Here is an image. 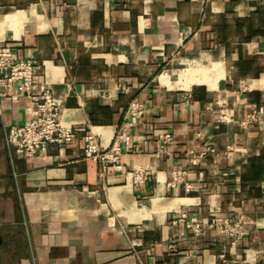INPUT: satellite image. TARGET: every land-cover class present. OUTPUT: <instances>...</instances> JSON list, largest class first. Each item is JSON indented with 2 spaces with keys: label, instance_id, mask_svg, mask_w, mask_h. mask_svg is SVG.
<instances>
[{
  "label": "crops",
  "instance_id": "crops-1",
  "mask_svg": "<svg viewBox=\"0 0 264 264\" xmlns=\"http://www.w3.org/2000/svg\"><path fill=\"white\" fill-rule=\"evenodd\" d=\"M0 43L38 67L33 95L49 87L62 123L104 147L128 103L145 105L101 178L78 139L14 158L8 128L36 103L0 98V264H264V0H0ZM180 211L244 216L246 231L196 234Z\"/></svg>",
  "mask_w": 264,
  "mask_h": 264
},
{
  "label": "built area",
  "instance_id": "built-area-1",
  "mask_svg": "<svg viewBox=\"0 0 264 264\" xmlns=\"http://www.w3.org/2000/svg\"><path fill=\"white\" fill-rule=\"evenodd\" d=\"M37 68L31 58L19 56L12 45L0 43V98L8 97L12 101H18L22 96H29L36 103L35 116L29 123L12 124L8 128L6 143L13 157L31 158L50 143L68 144L78 139L85 156L99 162L101 178L108 170L121 168L123 152L133 150L132 130L145 112L144 103L138 97L128 103L127 111L130 118L115 133L111 144L104 147L98 138L88 132L84 126L62 123L60 106L49 87H46L40 95H33ZM227 113V110H223L218 121H224ZM249 120L255 121V116L252 115ZM157 140V150L161 153L168 150L174 138L170 132H164L158 135ZM215 151L213 144L206 145L199 153L190 151L191 165L201 164L203 159ZM146 175V168L134 167L128 172V179L139 184L145 181ZM180 181H182V176L179 171H175L169 184L175 185ZM173 220L184 222L196 234L215 228L222 235L238 237L246 231L244 216L236 217L231 214L230 216L212 215L203 223L196 215L191 216L186 211H180L173 216Z\"/></svg>",
  "mask_w": 264,
  "mask_h": 264
}]
</instances>
